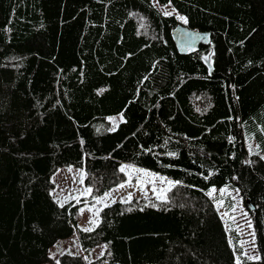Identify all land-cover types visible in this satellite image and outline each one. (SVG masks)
I'll return each instance as SVG.
<instances>
[{
	"label": "trees",
	"instance_id": "trees-1",
	"mask_svg": "<svg viewBox=\"0 0 264 264\" xmlns=\"http://www.w3.org/2000/svg\"><path fill=\"white\" fill-rule=\"evenodd\" d=\"M157 1L210 41L178 52L180 21L151 0H0V264H264V153L244 140L264 152V0ZM121 163L177 183L102 207L91 229L50 194L59 166L81 167L96 197ZM222 186L253 205L258 259L207 195ZM73 231L104 253L51 259Z\"/></svg>",
	"mask_w": 264,
	"mask_h": 264
},
{
	"label": "rangeland",
	"instance_id": "rangeland-1",
	"mask_svg": "<svg viewBox=\"0 0 264 264\" xmlns=\"http://www.w3.org/2000/svg\"><path fill=\"white\" fill-rule=\"evenodd\" d=\"M152 4L164 15L174 14L181 22H186L185 18L178 13L169 3L161 4L157 0H151ZM167 13V14H166ZM113 119H108L114 128L122 119L121 113L110 115ZM245 145L249 153L260 154L263 156V149L258 146L255 134H244ZM126 165L123 172L126 174V180L122 182V190L116 186L115 189L109 190L108 195H100L89 199L91 188L82 182L83 170L81 167L74 165H62L57 167L51 175L53 187L50 189L51 196L60 205L63 204H77V209L80 212V220L77 224L79 228L91 229L97 222L98 211L105 205L114 201H122L130 199L133 196H154L160 198L165 197L167 189L171 186L170 181L162 175H153V171L140 172L138 169H144L138 166H133L128 163H121ZM120 164V165H121ZM163 177L164 179H161ZM224 188V191H221ZM155 189V190H154ZM212 193L207 195L213 199L226 230L234 229L238 234L237 243L242 248V255L245 257H258L254 245L253 230L249 219L248 211L245 203L235 188L222 186L219 188L211 187ZM229 198L231 201L230 209L225 208L224 200ZM228 241L231 247H234L233 240L228 234ZM105 244L99 243L87 249H83L80 245L78 234L73 231L70 235L57 239L48 248V255L51 259L57 260L61 254H82L87 260H93L100 257L105 251ZM240 258L235 255V262ZM40 264H49L43 262Z\"/></svg>",
	"mask_w": 264,
	"mask_h": 264
},
{
	"label": "water",
	"instance_id": "water-1",
	"mask_svg": "<svg viewBox=\"0 0 264 264\" xmlns=\"http://www.w3.org/2000/svg\"><path fill=\"white\" fill-rule=\"evenodd\" d=\"M171 35L178 52L186 53L196 49L199 44H207L210 41L209 32H200L186 24L178 23L172 30ZM189 48V50H187ZM248 210L253 209V205L246 203Z\"/></svg>",
	"mask_w": 264,
	"mask_h": 264
},
{
	"label": "snow or ice",
	"instance_id": "snow-or-ice-1",
	"mask_svg": "<svg viewBox=\"0 0 264 264\" xmlns=\"http://www.w3.org/2000/svg\"><path fill=\"white\" fill-rule=\"evenodd\" d=\"M167 14V13H166ZM180 19H184V17H180ZM108 119H113L112 117H108ZM229 119H231V117H229ZM111 130V129H110ZM230 139H231V137H230ZM168 155H175V153H168ZM125 167H126V165H124V164H121L120 165V170L121 171H123L124 169H125ZM138 171H140V172H147L148 170L147 169H138ZM153 175H159V174H157V173H153ZM161 179H164L163 177H161ZM168 183L169 184H174V183H177V182H174V181H168ZM120 185H117V187H119ZM155 190V189H154ZM225 189L224 188H221V191H224ZM211 193H212V189L210 188L209 189V195H211ZM105 195H108V193H105ZM161 199H165L166 197H164V196H161L160 197ZM97 199H99V197H97ZM249 259H258V257H248ZM58 264H59V262H58ZM237 264H240V261H239V259H237Z\"/></svg>",
	"mask_w": 264,
	"mask_h": 264
},
{
	"label": "crops",
	"instance_id": "crops-1",
	"mask_svg": "<svg viewBox=\"0 0 264 264\" xmlns=\"http://www.w3.org/2000/svg\"><path fill=\"white\" fill-rule=\"evenodd\" d=\"M122 187H123L122 184H120V186H119V190H120V191L123 189ZM115 188H116V187H114V188H112V189H115ZM112 189H111V190H112ZM111 190H110V191H111ZM254 257H256V256H254Z\"/></svg>",
	"mask_w": 264,
	"mask_h": 264
}]
</instances>
